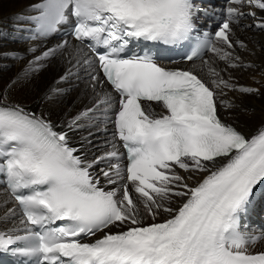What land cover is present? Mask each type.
Masks as SVG:
<instances>
[{"label":"snow or ice","instance_id":"1","mask_svg":"<svg viewBox=\"0 0 264 264\" xmlns=\"http://www.w3.org/2000/svg\"><path fill=\"white\" fill-rule=\"evenodd\" d=\"M246 6L264 13V0H229L226 18L202 39L197 20L214 10L197 0H35L17 14L30 40L66 30L77 43L34 55L0 91V182L8 194L0 252L19 264H264V251L250 250L264 234L242 224L264 199V126L246 135L220 116L235 107L229 92H264L225 79L207 61L208 80L160 62L161 46L195 41L188 61L207 48L229 68H252L231 51L246 47L233 39L242 19L264 32V18ZM57 56L68 67L56 83L83 73L92 93L90 107L60 123L8 92ZM67 91L53 87L44 99ZM109 125V150L89 159L91 138ZM82 129L88 135L77 142Z\"/></svg>","mask_w":264,"mask_h":264},{"label":"bare ground","instance_id":"2","mask_svg":"<svg viewBox=\"0 0 264 264\" xmlns=\"http://www.w3.org/2000/svg\"><path fill=\"white\" fill-rule=\"evenodd\" d=\"M34 2L35 0H0V43H4L1 45V48L3 49L0 48V59L9 63L8 65L0 68V91L6 89L8 85L18 76V74L23 72V70L28 66V61L31 60L34 55H39L42 51L55 47V43L51 39L42 42H22L17 38L16 32L14 30V24L18 21L17 14L24 12V10H26L27 7ZM242 10L245 12L249 10L256 11L258 18H264V13L255 7L249 9L246 6ZM252 24H254L253 18L247 17L241 20V26H233L235 32V37H233V39L238 38L239 40L243 41L244 45L247 46L241 48L239 45H236V47L231 50L234 55L240 57L241 63L251 64L253 65L252 68H229L213 52L205 54L203 56L204 58L197 62L182 63L180 65L187 67L192 71L194 70L205 80H208V67L203 63L204 61H207L209 66H213L218 71H221V75L225 79H228L229 76H231L234 79V82H236L238 85L260 88L261 92H264V32H261L260 30L257 31L255 27H243V25ZM217 46L221 47L220 44H217ZM29 47H35L37 52L30 54L28 52ZM13 49H17L15 50L17 52L24 53L25 56L23 59H12L3 55V53L9 52V50ZM53 64V68L48 66L42 69L39 73L28 78L31 82H33L31 84V88L35 90L40 84V82H38L40 79L42 81L43 79L47 80L46 84H42L41 92L37 94L36 97H33V99L29 100L28 91L18 92L19 90H17L16 92L20 94L18 96L14 95L15 98H18L14 101L19 99V101L23 103L29 101L31 108L35 109L39 113H44V115L52 121H57L55 123H60L67 121L68 118L74 117L78 113L82 112L86 107H90L92 93L91 89L86 86L87 78L83 73H81L80 80L57 84L56 82L59 80L60 76L64 74V71L68 65L66 58H62L60 56H57L53 59ZM22 80L25 79H21L19 81ZM53 87H62L69 89V91L59 96H53L52 99H44L45 94L48 93ZM228 98L233 101L235 107L228 111L221 109L220 116L222 120L236 127L246 135H251L259 127L264 126V95L251 96L242 95L238 92H229ZM80 99L81 104L79 105L80 107L77 111ZM41 103L43 104L42 107L40 105ZM144 103L146 105L149 104L147 102ZM63 105L64 108H61ZM151 108L155 112L158 111L156 105L154 104H151ZM57 112L61 117L59 115H55ZM109 131L107 133L97 132L95 133V136L91 138L93 143L89 146V159H92L93 156H96L97 154L106 152L103 151V144L107 143V139L111 138L109 136ZM83 132H85V136L88 135V130L82 129L74 135V140L79 142L80 136L83 134ZM101 165L106 167L105 162ZM180 171L182 175H188V173H184L182 170ZM189 183H195V181H189ZM5 199H7L6 195L0 194V202ZM15 222L18 223L17 217L15 218ZM7 226L11 227V224H8ZM0 227H3V225H0ZM260 242L264 244V239H261Z\"/></svg>","mask_w":264,"mask_h":264},{"label":"rangeland","instance_id":"3","mask_svg":"<svg viewBox=\"0 0 264 264\" xmlns=\"http://www.w3.org/2000/svg\"><path fill=\"white\" fill-rule=\"evenodd\" d=\"M246 42V41H245ZM4 43L2 42V43H0V48H1V45H3ZM16 46V45H15ZM247 46V45H246ZM1 49H3V48H1ZM13 50H17V49H13ZM37 52V51H36ZM30 54H32V53H30ZM11 63V62H10ZM9 63H7L6 61H4V60H2V59H0V68L1 67H4V66H6V65H8ZM51 64V65H50ZM48 66H51L52 68H53V66H54V64H53V60L51 61V62H49V63H47V67ZM40 79V78H39ZM38 82H40V84L38 85V87L36 88V90L35 89H33V88H31V84L33 83V82H31L30 81V79H25V80H22V81H19V82H17L16 84H14V86L12 85V87L8 90V92H9V95H10V97H11V99L14 101L15 99H18V98H15V96H18L19 94L16 92L17 90H19L18 92H25V91H28V95H29V100L30 99H33V97H36V95L37 94H39L40 92H41V89H42V84H46L47 83V80H44L43 79V81L40 79ZM64 85H69V84H64ZM252 86V85H251ZM30 87V88H29ZM39 88V89H38ZM15 89V90H14ZM14 92H16V93H14ZM15 95V96H14ZM20 100V99H19ZM19 100H16V102H19V103H23V102H20ZM25 100H27V99H25ZM80 101V103L78 104V107H77V111H78V108L80 107L79 105L81 104V99L79 100ZM27 103V104H26ZM26 103H23L22 105H29V101H27ZM41 105V107L43 106V104L41 103L40 104ZM29 108H31V106L29 105ZM61 108H64V105H63V107H61ZM231 110V109H230ZM41 113V112H40ZM223 113V112H222ZM221 113V114H222ZM55 115H59L58 114V112L55 114ZM60 116V115H59ZM222 116H223V114H222ZM61 117V116H60ZM68 120H71V118H68L67 119V121ZM53 122H57V121H54L53 120ZM253 125V124H252ZM81 135H84L85 136V132H83V134H81Z\"/></svg>","mask_w":264,"mask_h":264}]
</instances>
